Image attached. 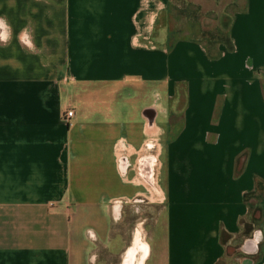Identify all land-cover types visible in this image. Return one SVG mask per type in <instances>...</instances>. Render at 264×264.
<instances>
[{
    "label": "crops",
    "instance_id": "1",
    "mask_svg": "<svg viewBox=\"0 0 264 264\" xmlns=\"http://www.w3.org/2000/svg\"><path fill=\"white\" fill-rule=\"evenodd\" d=\"M137 204L143 264H264V0H0V264H121Z\"/></svg>",
    "mask_w": 264,
    "mask_h": 264
},
{
    "label": "rangeland",
    "instance_id": "2",
    "mask_svg": "<svg viewBox=\"0 0 264 264\" xmlns=\"http://www.w3.org/2000/svg\"><path fill=\"white\" fill-rule=\"evenodd\" d=\"M227 25L228 22H223V21H219V20H208V21H203L200 25L198 22H190V28H188L189 30H193V32H198V30H204V32L208 33L209 37H201L200 39L208 41V44H219V43H226L228 45H231V41L230 38L228 36H224V30H222L220 28V25ZM214 26H219V27H214ZM238 59V55H235L232 60H237ZM141 204V203H140ZM137 204L136 208L134 207L129 213L127 218L125 219V222L123 223V228H122V232L126 234V239L128 241V246L126 247V249L124 250V253L127 252L128 248L131 246V241L133 239V232H135V230L138 227H142V233L144 235L145 238V218H144V212L142 211L141 207L142 205ZM130 243V244H129ZM123 253V254H124ZM140 255H137V258H139ZM250 261L252 260V256H250ZM123 262V255H122V260H121V264ZM100 264H120V261H118V259H107L105 258L104 260H102L100 262Z\"/></svg>",
    "mask_w": 264,
    "mask_h": 264
},
{
    "label": "trees",
    "instance_id": "3",
    "mask_svg": "<svg viewBox=\"0 0 264 264\" xmlns=\"http://www.w3.org/2000/svg\"><path fill=\"white\" fill-rule=\"evenodd\" d=\"M263 227V216H262V208L260 206H252L248 210V214L246 218H244L241 221V238L248 239L252 237L254 232L258 230H262ZM231 239V235L227 233L226 231H222L220 234V240L223 245L226 246V252L229 253V247L227 246V243ZM238 247V246H237ZM236 247H233V251H235ZM262 244H259V250L252 255V262H255L257 259V256L261 252ZM218 264H223V262H218Z\"/></svg>",
    "mask_w": 264,
    "mask_h": 264
},
{
    "label": "bare ground",
    "instance_id": "4",
    "mask_svg": "<svg viewBox=\"0 0 264 264\" xmlns=\"http://www.w3.org/2000/svg\"><path fill=\"white\" fill-rule=\"evenodd\" d=\"M147 244L144 240V235L141 230H136L133 234L131 246L127 252L123 254L122 264H143L146 256ZM137 255H140L137 258Z\"/></svg>",
    "mask_w": 264,
    "mask_h": 264
},
{
    "label": "built area",
    "instance_id": "5",
    "mask_svg": "<svg viewBox=\"0 0 264 264\" xmlns=\"http://www.w3.org/2000/svg\"><path fill=\"white\" fill-rule=\"evenodd\" d=\"M74 115L73 110H68L64 116H62V122L64 124H68L69 123V119Z\"/></svg>",
    "mask_w": 264,
    "mask_h": 264
}]
</instances>
